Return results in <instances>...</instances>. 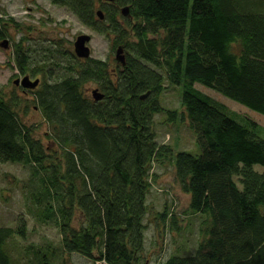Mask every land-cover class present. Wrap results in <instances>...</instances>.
Here are the masks:
<instances>
[{
	"label": "trees",
	"instance_id": "trees-1",
	"mask_svg": "<svg viewBox=\"0 0 264 264\" xmlns=\"http://www.w3.org/2000/svg\"><path fill=\"white\" fill-rule=\"evenodd\" d=\"M49 1L113 34V50L123 46L126 54V65L109 67L61 42L42 47L39 60L28 35L14 46L22 76L40 79L25 110L33 103L47 129L39 136V126L22 119L15 92L0 95V163L28 168V211L56 224L60 255L77 253L94 264H264V127L196 87L264 116V0ZM125 6L129 16L121 13ZM53 59L57 69L48 65ZM88 82L102 100L87 94ZM169 86H182L181 111L160 102ZM159 114L186 123L199 153L161 143ZM167 165L189 196V213L200 219L199 239L168 253L159 247L152 259L145 256L148 196L153 169ZM152 216L162 228L182 230L166 204ZM27 232L24 217L16 229L0 226V264H15L12 251L51 264L52 244L10 248Z\"/></svg>",
	"mask_w": 264,
	"mask_h": 264
},
{
	"label": "rangeland",
	"instance_id": "rangeland-1",
	"mask_svg": "<svg viewBox=\"0 0 264 264\" xmlns=\"http://www.w3.org/2000/svg\"><path fill=\"white\" fill-rule=\"evenodd\" d=\"M0 17L3 19L0 22L2 23L1 30L7 32V37L5 36L4 39L10 41L9 48L0 45V95L9 98L15 92L21 102L19 111L22 119L29 125L36 124L39 126V136H42L47 129L40 112L34 107L33 103H30L29 109L25 110L26 100L32 99L33 92L22 86L18 87L19 85L16 86L13 82L14 79L21 78L23 75L13 60L14 46L23 36L28 35L31 38L27 44L32 47V58L33 60H39L44 56V52L41 51L42 47L61 42V45H65L67 50L74 51V42L77 36L89 34L92 37L88 43L91 48V57L106 60L109 67H116L119 64L115 59V50L112 48L115 38L113 34L108 35L93 30L80 22L68 9L54 5L49 0H0ZM1 41L2 39H0ZM63 48L65 49V47ZM56 53L51 54V58L62 62L63 58ZM54 59L50 60L48 65L57 69V66H54ZM196 87L226 105L228 109L240 115H247L264 127V116L204 85L197 84ZM85 88L87 94L92 97V90L98 88V86L94 82H88ZM181 94L182 86H169L160 95V102L167 109L181 111ZM166 118L165 114H159L155 117L159 141L175 145L177 148L188 150L193 154L199 153L195 136L188 125L186 123H170ZM257 167L261 168V166ZM153 176V187L148 196L151 211L146 219L145 255L147 258L152 259L156 258L157 248L159 247H162L164 253H168L169 250L172 251L176 245L184 241L195 245L196 240L199 239L200 222L198 216L189 213V196L175 183L171 166H156L153 169ZM29 178L30 172L24 165L10 162L0 163V226L16 229L21 217L27 220L28 226L26 237L12 239L9 242L10 248L24 250L30 245L45 248L48 244H52L58 249L53 251L51 264H94L77 253L60 255L62 253L60 250L62 237L56 224L42 222L34 216L35 214H30L28 211L23 185L29 181ZM165 204L168 207L170 206L177 215L182 228L181 231L170 229L167 226L162 228L153 219L152 213L162 210ZM12 253L14 258H18V260L13 258L15 264H34L31 252L27 258L20 257L19 254L23 255L18 251H12Z\"/></svg>",
	"mask_w": 264,
	"mask_h": 264
},
{
	"label": "water",
	"instance_id": "water-1",
	"mask_svg": "<svg viewBox=\"0 0 264 264\" xmlns=\"http://www.w3.org/2000/svg\"><path fill=\"white\" fill-rule=\"evenodd\" d=\"M108 2H114L115 0H106ZM121 13L124 16L130 15V7L125 6L121 9ZM98 16L100 19H103V11H98ZM91 35L89 34H80L77 36L75 42H74V52L77 57L87 59L91 57V48L89 47L88 43L91 41ZM1 46L7 47L9 45V41L5 39L0 43ZM115 59L116 61L121 64L122 66L126 65V54L124 51L123 46H119L115 53ZM14 83L16 85H21L25 89H35L39 83L40 79L32 80L29 76H25L23 78H17L15 79ZM150 92L143 95L142 98H146L149 95ZM92 96L95 101H100L104 98V93L99 89L95 88L92 90Z\"/></svg>",
	"mask_w": 264,
	"mask_h": 264
},
{
	"label": "flooded vegetation",
	"instance_id": "flooded-vegetation-1",
	"mask_svg": "<svg viewBox=\"0 0 264 264\" xmlns=\"http://www.w3.org/2000/svg\"><path fill=\"white\" fill-rule=\"evenodd\" d=\"M0 18H1V17H0ZM4 38H5V37H4ZM4 38H3V39H4ZM3 39H2V41L5 40V39H4V40H3ZM7 40H8V39H7ZM2 41H1V42H2ZM8 41H9V40H8ZM1 42H0V43H1ZM9 46H10V41H9V45H8L7 47H4V46H2V47H4V48H9ZM21 78H23V76H22ZM14 81H15V79L13 80V82H14ZM14 85H16V84L14 83ZM16 86H17V85H16ZM20 86H21V85H19L18 87H20Z\"/></svg>",
	"mask_w": 264,
	"mask_h": 264
},
{
	"label": "bare ground",
	"instance_id": "bare-ground-1",
	"mask_svg": "<svg viewBox=\"0 0 264 264\" xmlns=\"http://www.w3.org/2000/svg\"><path fill=\"white\" fill-rule=\"evenodd\" d=\"M28 90H32V89H28Z\"/></svg>",
	"mask_w": 264,
	"mask_h": 264
}]
</instances>
